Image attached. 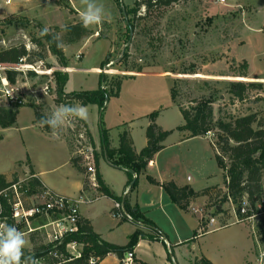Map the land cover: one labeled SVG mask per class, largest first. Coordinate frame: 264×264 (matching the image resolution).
<instances>
[{
    "label": "rangeland",
    "instance_id": "374dc122",
    "mask_svg": "<svg viewBox=\"0 0 264 264\" xmlns=\"http://www.w3.org/2000/svg\"><path fill=\"white\" fill-rule=\"evenodd\" d=\"M3 1L0 0V49L23 44L34 53L33 59L38 57V53L44 56L43 60L34 61L37 65L41 66L42 62V69H51V72L40 76L35 72L34 75L30 74L29 70L27 73L18 71L15 81L17 100H11L10 103L4 101L6 107L20 103L21 107H28L24 111L32 112L30 107L35 106L45 119L57 111L59 105L55 103L56 83L53 73H65L67 70L47 44L37 46L34 38L42 37V29L56 30L59 27L61 30L57 32L66 50L65 55L67 59L69 57L73 68L77 69L72 73L74 78L85 79L84 86L96 88L100 76L96 67H101L102 61L110 56L109 64L101 70L109 77H125L122 85L124 83V99L128 105L137 100L145 108L142 99L149 103L166 104L167 101L170 104L171 87V92H176L177 102L185 108L194 104V100L214 97L215 120L264 112V0H226L225 4L218 0H177L169 6L150 10L141 8L137 16L126 12V8L133 6L136 0H96L103 5L108 18L99 25L87 27L90 34L73 43L67 42L65 29L69 25L82 23L80 13L84 5L80 0H40L38 4L25 7L17 6L29 1L17 0L10 5H5ZM244 61L248 63L246 69L243 67ZM139 67L142 72H166L170 79L149 73L137 78L129 77L135 75ZM9 68L0 65V74L5 75ZM244 72L247 73L246 77L242 76ZM237 80L260 83L262 86L249 89L244 101H234L227 85L229 81ZM46 85H51L47 93L43 91ZM115 98L110 97L100 114L103 126L104 115L115 107ZM168 119L169 126L184 121L180 109L176 107L168 110ZM67 121L57 130L67 137L76 152L78 122ZM214 133H209L213 141ZM14 155L25 158L26 150L19 147L13 151ZM202 169L204 172L211 171L212 175L207 181L199 179L197 188L223 184L222 171L215 161L201 162L195 172ZM20 177L24 179L19 173L11 181L20 180ZM221 196H213L209 201L211 215L208 218L213 217L220 224H228L231 222L230 217L236 214L235 205L231 201L221 204ZM26 203L32 205L37 200L26 199ZM263 215L253 221H243L252 243L255 242L256 257L263 250L259 246L256 228L257 221ZM43 219L39 217L34 225L45 222L46 219ZM201 227L205 229L206 226L202 224ZM44 233V230L33 232L29 239H25L26 246L46 245ZM48 262L52 263L50 260Z\"/></svg>",
    "mask_w": 264,
    "mask_h": 264
},
{
    "label": "crops",
    "instance_id": "0c3cea01",
    "mask_svg": "<svg viewBox=\"0 0 264 264\" xmlns=\"http://www.w3.org/2000/svg\"><path fill=\"white\" fill-rule=\"evenodd\" d=\"M39 2L40 0H29L28 3L24 2L17 7H25ZM78 49L81 50V48ZM75 68L71 65L68 57L66 70L69 78L65 91L69 93L95 89V86H84L85 79L74 78L72 73L77 70ZM96 72L100 75L102 72L100 66L96 67ZM148 73L170 79L166 72L141 71L130 76L137 78ZM97 83L99 84V80ZM124 96L123 83L119 97L114 99L115 107L104 115L105 127L100 120V109L95 104L84 106L88 112L87 119H78L86 123L92 136L95 155H98V162L95 163L97 172L116 196H122L125 189L130 186L127 184L128 174L126 170L115 167L108 159L103 146L102 129H108L110 146L113 148L119 146L120 133L125 129L128 130L136 152H140L148 143L146 129L150 124L149 115L153 111H158L156 123L161 128L173 130L163 142L164 147L150 160L145 172L139 175L137 186L132 189L130 187V191L126 195L131 205H138L150 224L145 222L141 224V221L137 222V220H120L114 217L112 211L116 200L102 194L99 189H92L87 184L88 182L85 185L84 180H88L89 173L87 171L83 173L73 165L71 159L77 154L69 140L57 129L45 131L44 125L40 121H36L33 107H30L32 112L24 111L28 107H21L13 126L0 127V173L6 175L10 182L13 176L19 175V173L23 175L24 179L36 177L46 189L66 197L77 198L83 195L87 199L99 195L91 202H80L79 211L82 219H88L94 231L103 240L124 246L128 243L130 235L137 229L143 231L138 244L133 249V261L129 264H142V262L148 264H194L195 260L201 256L207 257L213 264H252L256 258L255 242L252 243L250 233L243 225L244 222L236 220V214L230 217V223L222 224L223 226L217 229L207 230L208 215H211L208 196L203 195L192 199L186 208H182L172 200L162 186L163 183L169 181H173L180 187L190 186L195 191L214 186L197 188L196 183L199 179L209 180L212 172H204L203 169L198 173L195 172L201 162L205 163L209 160L215 161L217 164L212 136L207 134L187 137V133L176 129L184 123L183 120L179 122L180 124L169 126L168 110L175 107L179 110V107L173 102L172 96L170 104L167 101L166 104H156L152 101L149 103L146 99H142L145 108L141 107L137 100L128 105ZM175 118L178 120V117ZM19 147L26 150L25 158L13 156V151L18 150ZM219 169L222 171L224 179L223 184L216 185L225 189V172L220 167ZM148 176L156 179L158 183L149 181ZM20 179L22 178L20 177ZM194 209L199 211L195 212ZM201 209H203V213L200 212ZM189 213L199 215H189ZM142 221L144 220L142 219ZM200 221H202L201 224ZM216 221L218 222L217 219ZM202 224L206 226L205 229L201 227ZM208 227L212 228V226ZM125 256L126 253L123 257ZM96 264H123V262L116 253H109Z\"/></svg>",
    "mask_w": 264,
    "mask_h": 264
},
{
    "label": "trees",
    "instance_id": "16d2710c",
    "mask_svg": "<svg viewBox=\"0 0 264 264\" xmlns=\"http://www.w3.org/2000/svg\"><path fill=\"white\" fill-rule=\"evenodd\" d=\"M176 1L177 0H136L133 6L126 8V12L137 16V13L141 8L145 10L160 8L163 6H169ZM58 30L61 29L56 27V30H49L48 34L43 35L41 38H34V40L37 46H44L47 44L49 50L57 57L59 63L63 67H66L68 59L58 35ZM65 30H67V42L69 43L79 41L90 34L89 30L83 27L82 23L69 25ZM33 56L34 53L29 51L23 44L0 49V63L6 66L18 65L23 62V59H25L26 63H35L34 61L44 59V56L41 53H38L36 59H33ZM109 57L110 56L106 57L102 61L101 68H104L106 64H109ZM243 67L244 69L248 67L246 61L243 62ZM135 71L141 72L142 68L139 67ZM30 74L34 75L33 72ZM6 75L11 83H15L17 71L7 69ZM53 76L55 77L54 80L56 83L55 103L57 105L73 107L76 105L87 106L95 104L99 107L100 112L104 110L110 97L119 96L122 81L125 78L119 76L109 77L107 73L101 72L97 88L67 93L65 91V86L69 78L68 73L55 71ZM242 76L246 77L247 73L244 72ZM227 86L228 92L234 101H244L249 89L260 87L262 85L260 83H247L245 81L237 80L229 81ZM171 94L173 102L179 107L184 118V123L176 129L187 133V137L205 136L212 131L215 132V140L213 141L216 150L215 158L218 166L225 172L226 176L225 189L218 185H214L206 187L201 191H195L190 186L180 187L173 181L163 183V188L170 195L172 200L182 208H186L192 199L199 196L206 195L209 197L210 201L213 199V196L222 195L221 204L231 200L235 205V212L240 219L258 211L257 204L259 203H262L264 209V112H251L241 116H231L228 119L219 118L215 120L213 107L215 101L214 97L194 100V104L185 108L182 104L177 102L176 92L174 90ZM20 107V103H15L12 107L0 106V127L7 128L13 126L16 122ZM32 107L35 111L36 121L41 122L42 120H45L42 113H40L35 106ZM157 115L158 111H153L149 115L150 124L146 129L148 143L140 152H136L128 130L125 129L120 133L119 146L113 148L110 146L108 129H102L103 146L106 149L108 159L115 167L126 170L128 174L127 184L131 186V189L137 186L139 175L145 172L150 160L153 159L155 154L164 147L163 142L173 132V130H164L156 123ZM77 122L78 126L82 124L86 127V135L91 143H93L92 136L86 123L78 118ZM43 125L46 130H51L49 125ZM95 156L96 162H98V155ZM71 161L81 172L85 173V171H87L82 163L81 156L76 155L72 157ZM134 174H136L137 177H134ZM147 178L153 183H158L157 180L151 176H148ZM97 179L99 190L102 194L107 195L116 201H123L126 210L134 220L143 219L146 223L150 224V221L144 217V214L138 205L133 206L130 204L127 197L123 198L122 196H116L110 191L99 172H97ZM84 182L85 185L88 184V180H84ZM27 184L30 188V193L46 189L40 180L33 176L28 179ZM10 185L11 182L7 179L6 175L0 173V192L5 191V193H7V196L4 194L0 195L1 215H8L11 211V204L9 202L11 198ZM244 196L248 198L251 204V208L247 215H243L240 212L241 202ZM218 211L222 212V209H219ZM256 228L259 234V243L264 250V215L257 221ZM142 234L143 231L137 229L130 235L129 241L126 245H116L103 240L101 236L94 231L90 221L88 219H82L80 216L79 230L65 237L58 252L61 254V260L67 259V261L62 264H91V257H98V261H100L109 253H116L123 258V255L126 252L133 251ZM70 242L82 244L81 256L72 257L67 253L66 244ZM43 248H46V245L34 247L36 250H41ZM69 258L70 260H68ZM60 259L53 258L52 263H57ZM142 264L148 263L142 262ZM194 264L213 263L207 257L201 256L195 260Z\"/></svg>",
    "mask_w": 264,
    "mask_h": 264
},
{
    "label": "built area",
    "instance_id": "2783aa9c",
    "mask_svg": "<svg viewBox=\"0 0 264 264\" xmlns=\"http://www.w3.org/2000/svg\"><path fill=\"white\" fill-rule=\"evenodd\" d=\"M17 0H4L5 5H10L15 3ZM21 1H29V0H21ZM71 1V0H70ZM219 2L225 4L226 0H218ZM41 62V66H42ZM3 67H7L4 64H1ZM40 65L35 63H25V59L23 62L17 65L8 66L9 69L19 71V72H35L39 76L44 73L51 72V69H42ZM45 67V66H44ZM18 72V73H19ZM53 77L50 79L52 82ZM51 86V85H50ZM49 85L43 89L47 93L49 90ZM16 84L11 83L10 80L7 78V75L0 74V106L3 105V102L6 101L10 103L12 100L16 102L17 98L15 96L16 93ZM68 121L75 123L77 119L75 117H68ZM74 120V121H73ZM79 133L77 137V146L78 149L75 152L78 156L82 157V163L86 167L87 172L89 173L88 176V184L92 189H99V183L97 179V169H96V156H95V147L93 143H91L90 139L86 135V127L80 124ZM136 177V174H134ZM28 177L25 179H20L17 181H11L10 185V193L11 198L9 200L11 204V211L8 215H1L0 213V225L3 226H14L19 231L23 232L24 239H29L28 237L36 231L44 230L45 237H46V248L41 250H36L34 247H25L23 248L24 256L27 257L29 255L34 256L33 259L39 260L40 264H49L53 258H61V254H59L58 250L60 245L64 242V239L67 235L75 233L79 230V221H80V211H79V203L82 201L91 202L99 197V195L92 197V198H85L83 195H80L77 198L66 197L60 194H57L49 189H43L39 192L30 193V188L27 184ZM263 184H264V177H263ZM130 187L128 186L124 194L122 195L123 198L126 197L128 192L130 191ZM4 194L7 196V193L0 192V195ZM36 199L37 203L29 205L26 203V199ZM231 201V200H230ZM251 208L250 201L246 196L243 197L241 202V214L247 215L248 211ZM256 212L248 215L242 219L236 217L237 221H253L257 216L264 213V209L262 203L257 204ZM195 212L199 211L198 209H194ZM203 212V209L200 210ZM112 215L120 220L126 219L130 221H134L133 217L128 213L126 210L123 201H116L114 209L112 211ZM237 215V214H236ZM39 217H43L46 219L45 222L34 225L36 219ZM143 224L142 220H137ZM146 223V222H145ZM218 223V224H217ZM226 225V224H223ZM216 221L215 218L210 217L208 218V225L207 230L209 229H217L223 226ZM208 226H212L209 228ZM3 229L0 228V231ZM52 245V246H49ZM259 246L261 247L260 243ZM78 248H82V244L77 242H70L66 244V251L68 254H74L70 256L72 257H79L81 256V251ZM70 252V253H69ZM133 251L126 252V256L122 258L123 264H129L133 261ZM23 259V257H22ZM98 257H91L90 263L96 264L98 261ZM70 260V258L68 259ZM67 261V259L59 260L57 263L51 264H62L63 262ZM255 264H264V250L261 249L260 253L256 257Z\"/></svg>",
    "mask_w": 264,
    "mask_h": 264
},
{
    "label": "clouds",
    "instance_id": "9594fccd",
    "mask_svg": "<svg viewBox=\"0 0 264 264\" xmlns=\"http://www.w3.org/2000/svg\"><path fill=\"white\" fill-rule=\"evenodd\" d=\"M84 5L80 16L83 27L87 28L91 25H99L103 20L108 18L107 13L102 4H98L96 0H80ZM49 29L45 28L40 35L48 34ZM68 117H77L87 119L88 112L84 106L67 105L59 106L48 119L42 120L41 123L49 125L53 130L60 127ZM3 230L0 231V264H40L39 260L33 259L34 256H24L23 248L26 245L23 232L14 226L0 225ZM23 257V259H22Z\"/></svg>",
    "mask_w": 264,
    "mask_h": 264
}]
</instances>
